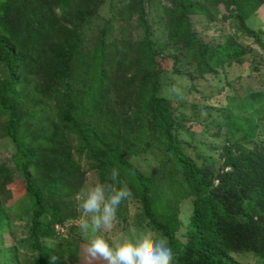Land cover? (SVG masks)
Here are the masks:
<instances>
[{
	"label": "trees",
	"instance_id": "16d2710c",
	"mask_svg": "<svg viewBox=\"0 0 264 264\" xmlns=\"http://www.w3.org/2000/svg\"><path fill=\"white\" fill-rule=\"evenodd\" d=\"M111 1L112 15L100 27ZM152 1L0 0V130L16 144L12 161L24 183L16 200L15 174L0 165V229L13 216L31 215L22 243L36 255L32 264H48L49 255L58 264H80L44 241L58 236L56 225L78 217L84 157L99 181L112 184L111 171H118L115 187L127 185L139 203L138 223L160 233L175 264H243L235 253H253L264 264V82L259 90L229 93L224 106L196 104L208 111L201 118L197 108L204 127L198 132L187 125L194 115L186 100L174 105L163 94L164 77L169 86L172 80L161 60L172 59L171 73L191 83L249 55L260 70L264 29L250 23L264 13V0H157L162 40L149 15ZM193 15L215 30L234 22L236 34L207 41ZM116 20L122 33L135 20L136 35L111 39ZM146 153L158 159L151 174L128 158ZM19 249L0 248V264H28Z\"/></svg>",
	"mask_w": 264,
	"mask_h": 264
},
{
	"label": "rangeland",
	"instance_id": "374dc122",
	"mask_svg": "<svg viewBox=\"0 0 264 264\" xmlns=\"http://www.w3.org/2000/svg\"><path fill=\"white\" fill-rule=\"evenodd\" d=\"M119 0H116L118 3ZM111 2H108L102 8V15L104 19L99 21L98 25L103 26L107 18L111 17ZM225 11V9H224ZM162 12L161 5L157 0H153L151 7L149 8V15L154 27L155 36L162 40L165 37V31L163 29V22L159 19L158 14ZM194 26L200 33V35L207 41L220 40L222 33H235L236 23L227 21L221 23V28L215 30L214 28H208V22L201 15L192 16ZM257 22V24H256ZM256 22H251L252 26L260 27L264 29V13L261 12ZM120 21H115L114 26L110 28L109 37L111 39L119 37L121 34L136 35V22L133 20L127 24V30L122 33L119 26ZM98 33L97 29H92L89 34L90 38L95 39ZM216 35V36H212ZM238 38L243 40L245 44H253L249 39L241 37L238 34ZM258 49V48H257ZM252 55H249V61L239 64L227 66L226 70H220L217 75L208 74L203 78L194 79L193 83L183 76H179L171 73L172 59H161L163 68L167 72L166 75L171 76L172 84L169 86L168 77H164L163 94H167L173 99V104L177 105V98H183L186 100L185 110L188 113H192L194 118L192 121H188L187 125H192V129L201 132L204 128L199 121L195 120V113L197 111L196 104H207L215 107L224 106L228 103L227 95L233 93V95L243 94L251 89L259 90L262 88L264 82V60L261 63L260 70L254 68ZM256 61V60H254ZM233 82L234 87L227 85L228 82ZM199 113L201 118H205L207 115V108L199 106ZM214 115H217V111L213 110ZM192 123V124H191ZM1 124V123H0ZM183 136L190 139V136L186 133ZM16 151V144L8 137L4 136L0 130V165H6L15 174V181L12 183L11 191L13 197L17 200L24 192V183L20 176V173L15 168L12 161V156ZM189 152H193L190 148ZM138 168H140L146 174H151L155 169L158 159L152 153L140 154L137 156L128 157ZM84 168L87 170V179L85 185H91L99 181V174L96 169H93L90 161L84 157ZM78 217L74 220L67 222L66 226H61L56 231L58 236L53 240H45L44 243L53 247H58L67 250L68 259L80 264H107V262L100 257L92 258L87 252L88 241L82 237L78 223L80 219L79 209V197L77 198ZM182 218L188 219L191 213V203L185 201L181 205ZM139 203H137L131 196L124 201L118 208L117 219L113 226L109 229H102L100 234L104 238L110 240L115 246H124L135 248L140 244L154 240L158 237H162L160 233L147 225H140L138 223V215L140 214ZM8 228L6 230L0 229V248H8L15 244L20 246L21 259L28 264H32L35 259V254L28 248L23 246V241L27 240L31 232V215L25 216H13L8 222ZM166 241V240H165ZM235 257L243 264H261L257 260L259 259L253 253H235Z\"/></svg>",
	"mask_w": 264,
	"mask_h": 264
},
{
	"label": "clouds",
	"instance_id": "9594fccd",
	"mask_svg": "<svg viewBox=\"0 0 264 264\" xmlns=\"http://www.w3.org/2000/svg\"><path fill=\"white\" fill-rule=\"evenodd\" d=\"M117 178L118 171L113 169L112 184L98 181L82 186L77 194L81 212L78 228L88 241L87 254L92 258H103L107 264H175L173 252L163 237L131 248L115 246L100 234L102 229L113 226L119 206L131 195L127 185L115 187ZM47 260L48 264H58L55 255H49Z\"/></svg>",
	"mask_w": 264,
	"mask_h": 264
},
{
	"label": "built area",
	"instance_id": "2783aa9c",
	"mask_svg": "<svg viewBox=\"0 0 264 264\" xmlns=\"http://www.w3.org/2000/svg\"><path fill=\"white\" fill-rule=\"evenodd\" d=\"M57 229H60V225H56Z\"/></svg>",
	"mask_w": 264,
	"mask_h": 264
}]
</instances>
